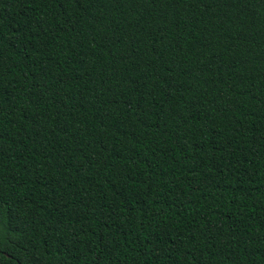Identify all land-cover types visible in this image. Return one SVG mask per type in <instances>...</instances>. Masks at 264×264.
Returning a JSON list of instances; mask_svg holds the SVG:
<instances>
[{"label":"trees","instance_id":"1","mask_svg":"<svg viewBox=\"0 0 264 264\" xmlns=\"http://www.w3.org/2000/svg\"><path fill=\"white\" fill-rule=\"evenodd\" d=\"M0 264H264V0H0Z\"/></svg>","mask_w":264,"mask_h":264}]
</instances>
